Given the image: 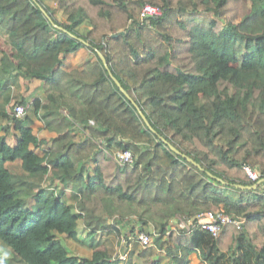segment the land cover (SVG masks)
Listing matches in <instances>:
<instances>
[{
	"label": "trees",
	"instance_id": "trees-1",
	"mask_svg": "<svg viewBox=\"0 0 264 264\" xmlns=\"http://www.w3.org/2000/svg\"><path fill=\"white\" fill-rule=\"evenodd\" d=\"M0 52L46 95L0 109V264H141L132 240L149 264H264V0H0ZM207 212L241 226L193 227Z\"/></svg>",
	"mask_w": 264,
	"mask_h": 264
},
{
	"label": "crops",
	"instance_id": "crops-1",
	"mask_svg": "<svg viewBox=\"0 0 264 264\" xmlns=\"http://www.w3.org/2000/svg\"><path fill=\"white\" fill-rule=\"evenodd\" d=\"M87 50L86 47H82L79 50H77L76 52L70 53L67 55L65 62H64V67L66 69H72L74 67H79L81 68L84 63L89 60L92 59L93 57L90 56V58H86L81 65H78V57L81 54L86 53ZM70 55H74V59L72 57H70ZM77 55V56H75ZM72 58V59H71ZM1 59H2V53L0 52V64H1ZM77 59V60H76ZM18 88H19V92H18ZM17 89V90H16ZM35 98H40L42 101H45L46 99V95L45 92L42 88V82L40 80L37 79H27L24 78L20 75H14V74H8L7 72H2L0 71V109H9L10 104L14 103L15 101H19V100H26L28 102V105H31L32 101ZM18 99V100H16ZM23 104V103H22ZM25 105V104H24ZM1 119V116H0ZM39 125H34L35 129H38ZM42 135L45 137H51L53 136L55 133H48L46 130H43ZM50 142V141H49ZM123 229L122 230V237L125 235L124 231H128V233L130 234L131 232V225L127 226V225H123ZM136 229H138L137 227H135ZM174 228V227H173ZM128 234V235H129ZM82 238L84 239V241L78 242L73 238H69V237H65V243L67 244V246L71 249V251L76 252L78 254L81 255H91L92 253V248L89 246V240L87 239V236L85 237V235L82 236ZM121 238L117 239V243L121 244ZM124 240H122L123 242ZM128 251H131V254H133V257L135 258L134 260L139 261L141 264H149V256H143L139 253V247L138 244L136 242H134L132 240L129 241V245H128ZM192 253H196V256L198 257V259L200 260V262L202 264H205L201 261V256L199 254V252H189L188 253V257H189V261L187 264H192ZM120 256V252L118 253ZM124 254V253H123ZM125 255V254H124ZM122 258V257H121ZM160 258L159 255L154 254L153 255V259H158ZM124 259V258H122ZM133 259V258H132ZM152 260V259H151ZM161 264H174L173 261H170V258H162Z\"/></svg>",
	"mask_w": 264,
	"mask_h": 264
},
{
	"label": "built area",
	"instance_id": "built-area-1",
	"mask_svg": "<svg viewBox=\"0 0 264 264\" xmlns=\"http://www.w3.org/2000/svg\"><path fill=\"white\" fill-rule=\"evenodd\" d=\"M162 13L163 11L161 8L147 3L141 7L140 18L143 19V18H147L150 16H160ZM26 112H27V107L26 105L22 103L16 104L12 110V113L17 117L25 116ZM83 131H84V134L88 133L87 130H83ZM101 142L102 140H99V143ZM106 153L108 156L113 158L121 167H125L128 164L133 163V160H134V156L130 150H122L114 154L106 150ZM245 168H246L247 174L253 180H256L259 175L258 171L255 169H252L249 166H246ZM229 221H234L236 224L239 225V227L241 226V223H242V220H233L230 217L223 215L221 213L215 214L212 212H207V213L199 214L198 220L197 222L193 224V227H200L201 229L207 228V229L212 230L214 233H217L220 230V223H225ZM213 224L216 226L215 228L212 227ZM180 225L184 229L190 230V226H189L190 223L181 221ZM138 238L143 245H149L152 242L151 236L147 234L146 232H140V234L138 235ZM120 257L124 259L126 258V256L123 253L120 254Z\"/></svg>",
	"mask_w": 264,
	"mask_h": 264
},
{
	"label": "rangeland",
	"instance_id": "rangeland-1",
	"mask_svg": "<svg viewBox=\"0 0 264 264\" xmlns=\"http://www.w3.org/2000/svg\"><path fill=\"white\" fill-rule=\"evenodd\" d=\"M49 2V1H48ZM51 3V2H50ZM51 4H53V3H51ZM131 9H132V12H133V14H134V16L135 17H140V10H141V7H139V6H136V5H132V7H131ZM57 16H58V18L59 19H63V14L61 13V11H58L57 12ZM87 50H89V49H87ZM75 56H77V55H75ZM90 56H92L93 58H94V54L91 52V51H87L86 53H84V54H81L79 57H78V65H81L82 64V62L86 59V58H90ZM70 57H74V55L72 56V55H70ZM71 58V59H72ZM88 58V59H89ZM74 59V58H73ZM17 90V89H16ZM18 92H19V88H18ZM16 100H18V99H16ZM182 226H183V224H182ZM181 225H180V227L181 228H183ZM212 227L213 228H215L216 226L213 224L212 225ZM173 228V227H172ZM191 256H192V264H202L201 262H200V260L198 259V257L196 256V253H192L191 254Z\"/></svg>",
	"mask_w": 264,
	"mask_h": 264
},
{
	"label": "water",
	"instance_id": "water-1",
	"mask_svg": "<svg viewBox=\"0 0 264 264\" xmlns=\"http://www.w3.org/2000/svg\"><path fill=\"white\" fill-rule=\"evenodd\" d=\"M122 32H123V31H122ZM99 54H100V56H101L103 62L105 63V62H106V58H105V56H104L101 52H99ZM114 79H115V81L117 82V84L119 85V87L121 88V90L124 91V88L122 87V85H121V83L118 81V79H116L115 77H114ZM142 116H143L144 120L147 121L146 117H145L143 114H142Z\"/></svg>",
	"mask_w": 264,
	"mask_h": 264
},
{
	"label": "bare ground",
	"instance_id": "bare-ground-1",
	"mask_svg": "<svg viewBox=\"0 0 264 264\" xmlns=\"http://www.w3.org/2000/svg\"><path fill=\"white\" fill-rule=\"evenodd\" d=\"M139 234H140V233H139ZM139 234H138V235H139Z\"/></svg>",
	"mask_w": 264,
	"mask_h": 264
}]
</instances>
